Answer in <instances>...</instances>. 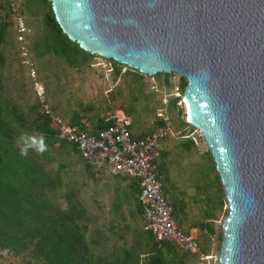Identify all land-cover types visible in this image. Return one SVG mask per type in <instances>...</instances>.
Listing matches in <instances>:
<instances>
[{
  "label": "water",
  "instance_id": "1",
  "mask_svg": "<svg viewBox=\"0 0 264 264\" xmlns=\"http://www.w3.org/2000/svg\"><path fill=\"white\" fill-rule=\"evenodd\" d=\"M81 49L188 80L228 202L219 264H264V0H49Z\"/></svg>",
  "mask_w": 264,
  "mask_h": 264
},
{
  "label": "rangeland",
  "instance_id": "2",
  "mask_svg": "<svg viewBox=\"0 0 264 264\" xmlns=\"http://www.w3.org/2000/svg\"><path fill=\"white\" fill-rule=\"evenodd\" d=\"M6 6L0 0V28L6 26L5 39L0 42V98L28 118L36 119L43 112L35 90L38 82L44 89L45 99L64 117L68 118L66 113L84 103L92 105L93 111L88 116L94 121L98 117L111 119L124 114L132 119L138 133L152 130L159 113H163L177 134L161 147L165 153L167 193L179 211L176 219L198 238L204 250L220 257V237L229 214L228 202L204 136L193 125L183 124L188 122L184 104H179L184 111L180 115L172 105L175 86L181 82L180 74L142 75L98 55L72 66L65 58L46 53L40 45L51 33L44 20L46 7L40 0H20V9L30 30L26 44L29 52L25 57L23 46L18 42L14 14ZM45 144L43 151L32 147L36 161L43 163L42 152H49L53 161L47 163L48 171L54 174L63 166L60 173L63 187L52 193L54 201L62 208L72 207L81 216V222L88 224V236L96 242L95 251L100 258H107L111 253L117 257L119 254L114 251L126 248L134 254L127 261L129 264H147L153 241L142 230L136 184L113 175L98 178L70 148H62L59 142L47 144L46 139ZM211 222L215 234L200 230L202 223ZM186 261V264H196L193 258ZM0 264L41 263L29 252L15 256L0 250Z\"/></svg>",
  "mask_w": 264,
  "mask_h": 264
},
{
  "label": "trees",
  "instance_id": "3",
  "mask_svg": "<svg viewBox=\"0 0 264 264\" xmlns=\"http://www.w3.org/2000/svg\"><path fill=\"white\" fill-rule=\"evenodd\" d=\"M4 1L7 5V11L12 12L9 1ZM40 1L46 7L44 20L51 33L50 38L40 45L44 51L65 58L72 66L80 65L82 61L94 56L81 49L77 43L72 42L64 34L56 20L52 3L49 0ZM5 31L6 26L0 28V42L5 39ZM114 63L117 62L114 61ZM162 74L169 76L168 73H159L155 76ZM180 81V87L184 94L188 80L180 75ZM180 101L181 98L179 97L172 99V105L178 108L179 115L184 114V111L182 112L180 109ZM79 107L77 110L66 113L68 118L61 115L56 108L53 107V109L69 124L94 136H98L112 124L117 116L114 115L111 119L98 117L94 121L88 116L93 111L92 105L81 103ZM155 124L150 132L163 125L164 119L158 116ZM183 124L191 125L189 122H183ZM132 132L136 137L147 135L145 132H135L134 122ZM22 133L29 135L39 133L44 136L47 144L50 142V145L59 142L62 148H70L84 161L75 145L58 137L57 129L44 112L38 118L31 119L17 107L12 108L7 101L0 98V250L15 256L29 252L33 259L41 264H129L127 261L134 256L131 249L120 248L118 251H114L119 254L118 258L115 253H111L107 258H100L95 251L96 242L93 240V243L88 236V224L81 222V216L76 215L72 207L62 208L60 204L55 203L52 193L63 187L60 174L63 166L51 174L48 171L47 163H51L53 157L49 152H42L43 163L36 161L32 147L28 149L26 155L22 154L19 144ZM168 139L166 138L160 143V156L157 164L166 198L174 208L176 219L179 211L176 208V202H172L167 193V178L164 169L166 164L165 153L161 149L162 144ZM190 143L194 145L192 140ZM209 155L212 158L210 151ZM85 164L97 176L94 168L86 162ZM214 169L216 170V165H214ZM118 177L124 180L131 179V182L136 184L137 188H134L137 192L138 210L144 215V208L140 200L141 186L139 180L132 177ZM134 184L132 185L134 186ZM60 197L64 198V195L60 194ZM176 221L180 230L187 234L192 233L183 228L182 222L177 219ZM200 230L215 234L212 222L211 224L202 223ZM144 234L153 241L152 248L147 253L149 254L147 264H186L188 258L196 260V256L184 250L177 243L173 241L158 242L151 233L145 230ZM220 238L222 241L223 235ZM200 247L202 251L208 253L201 245Z\"/></svg>",
  "mask_w": 264,
  "mask_h": 264
},
{
  "label": "built area",
  "instance_id": "4",
  "mask_svg": "<svg viewBox=\"0 0 264 264\" xmlns=\"http://www.w3.org/2000/svg\"><path fill=\"white\" fill-rule=\"evenodd\" d=\"M8 1L14 14L18 42L22 44L24 56L27 57L29 50L26 44L30 30L20 9V0ZM32 76L36 77L34 70ZM35 84L43 112L57 129L58 137L77 147L81 157L94 168L98 178L113 175L139 180L145 231L151 233L158 242L177 243L184 250L196 256V264H219L218 256L201 250L193 233L187 234L180 230L174 216V208L166 198L157 164L160 156L159 147L164 139L175 137L177 134L163 113H159V117L164 119V124L145 136H134L133 121L124 114H117L113 123L98 136L89 135L55 113L44 97L45 92L42 85L38 82ZM175 95L181 98L179 104H184L186 107L180 85L175 86Z\"/></svg>",
  "mask_w": 264,
  "mask_h": 264
},
{
  "label": "clouds",
  "instance_id": "5",
  "mask_svg": "<svg viewBox=\"0 0 264 264\" xmlns=\"http://www.w3.org/2000/svg\"><path fill=\"white\" fill-rule=\"evenodd\" d=\"M19 144H20V148H21V153L25 154V155L27 154L28 149L30 147H34L39 151H43L46 148L45 138L43 135H41L39 138H37L34 135L22 133Z\"/></svg>",
  "mask_w": 264,
  "mask_h": 264
},
{
  "label": "crops",
  "instance_id": "6",
  "mask_svg": "<svg viewBox=\"0 0 264 264\" xmlns=\"http://www.w3.org/2000/svg\"><path fill=\"white\" fill-rule=\"evenodd\" d=\"M150 131H148V132H145V133H149ZM118 177V176H117ZM141 214V217H142V230H143V232H144V216L142 215V213H140Z\"/></svg>",
  "mask_w": 264,
  "mask_h": 264
},
{
  "label": "bare ground",
  "instance_id": "7",
  "mask_svg": "<svg viewBox=\"0 0 264 264\" xmlns=\"http://www.w3.org/2000/svg\"><path fill=\"white\" fill-rule=\"evenodd\" d=\"M186 107H187V105H186ZM188 111V110H187ZM187 115V114H186ZM187 117H188V115H187Z\"/></svg>",
  "mask_w": 264,
  "mask_h": 264
}]
</instances>
